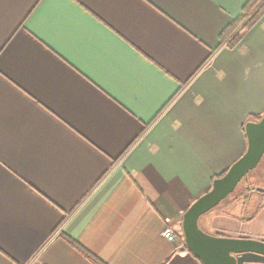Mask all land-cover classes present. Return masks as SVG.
Listing matches in <instances>:
<instances>
[{
    "label": "crops",
    "instance_id": "0c3cea01",
    "mask_svg": "<svg viewBox=\"0 0 264 264\" xmlns=\"http://www.w3.org/2000/svg\"><path fill=\"white\" fill-rule=\"evenodd\" d=\"M250 1L0 0V264H202L183 217L264 116V14L225 37ZM258 206L200 227L264 241Z\"/></svg>",
    "mask_w": 264,
    "mask_h": 264
},
{
    "label": "water",
    "instance_id": "95a60500",
    "mask_svg": "<svg viewBox=\"0 0 264 264\" xmlns=\"http://www.w3.org/2000/svg\"><path fill=\"white\" fill-rule=\"evenodd\" d=\"M248 148L227 174L213 182L212 189L197 200L183 217L187 249L202 264H264V241L213 236L200 227V220L229 199L264 158V116L245 126ZM258 192L264 193V189Z\"/></svg>",
    "mask_w": 264,
    "mask_h": 264
},
{
    "label": "trees",
    "instance_id": "16d2710c",
    "mask_svg": "<svg viewBox=\"0 0 264 264\" xmlns=\"http://www.w3.org/2000/svg\"><path fill=\"white\" fill-rule=\"evenodd\" d=\"M259 4H260V2L258 1V0H252V1H250V3L247 5V17H249L250 15H252V17L249 19V20H247V17L245 18V19H242V20H240L237 24H235V25H233L229 30H228V32L225 34V37L227 38V37H229L230 35H232V33L239 27V26H241L242 24H243V26L241 27V29H240V31L233 37V39H232V41L230 42V46H232V47H234L235 45H237L238 44V42L240 41V39H241V37H242V34L243 33H245L246 31H248V30H250L252 27H253V25L263 16V14H264V5H261L260 7H259ZM259 7V8H258ZM247 20V21H246ZM261 120V118L260 117H258V118H256L254 121L255 122H259ZM228 172V171H227ZM227 172L226 173H224V174H222V175H220V176H218L217 177V179L218 178H222V177H224L226 174H227ZM251 191H253V189H251V188H247V191H246V195L247 196H245V194L243 195V199H245L246 197H247V199L248 198H250V197H248L249 196V194L251 193ZM264 194V193H263ZM247 199H245L246 201H247ZM262 207H263V203H261L259 206H258V208H257V212H256V214L252 217V218H250V219H247V220H245V221H247V222H251V221H253L254 220V218H255V216L260 212V210L262 209ZM201 221V220H200ZM73 244V243H72ZM75 247H78V245L77 244H73Z\"/></svg>",
    "mask_w": 264,
    "mask_h": 264
},
{
    "label": "rangeland",
    "instance_id": "374dc122",
    "mask_svg": "<svg viewBox=\"0 0 264 264\" xmlns=\"http://www.w3.org/2000/svg\"><path fill=\"white\" fill-rule=\"evenodd\" d=\"M247 188L253 189L251 193L249 194L247 201L244 199V202L250 204V211H248V214H251L258 206V203L264 199V194L258 192L259 189H264V158L259 165V167L251 172L247 179H245L238 187L236 192L229 197V199H234L240 195H246ZM254 209V210H253ZM206 232V231H205ZM209 234V233H207ZM214 236V235H213Z\"/></svg>",
    "mask_w": 264,
    "mask_h": 264
},
{
    "label": "built area",
    "instance_id": "2783aa9c",
    "mask_svg": "<svg viewBox=\"0 0 264 264\" xmlns=\"http://www.w3.org/2000/svg\"><path fill=\"white\" fill-rule=\"evenodd\" d=\"M162 237L172 245H176L178 242L177 229L170 218H165L163 221Z\"/></svg>",
    "mask_w": 264,
    "mask_h": 264
}]
</instances>
